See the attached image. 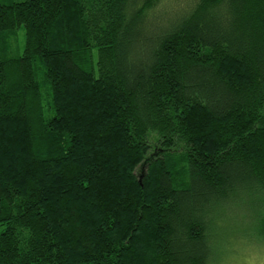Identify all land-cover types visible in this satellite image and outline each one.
<instances>
[{"label":"trees","instance_id":"obj_1","mask_svg":"<svg viewBox=\"0 0 264 264\" xmlns=\"http://www.w3.org/2000/svg\"><path fill=\"white\" fill-rule=\"evenodd\" d=\"M160 1L0 0V264H214L236 206L264 243V0Z\"/></svg>","mask_w":264,"mask_h":264},{"label":"rangeland","instance_id":"obj_2","mask_svg":"<svg viewBox=\"0 0 264 264\" xmlns=\"http://www.w3.org/2000/svg\"><path fill=\"white\" fill-rule=\"evenodd\" d=\"M20 1V0H19ZM196 0H161L159 7L148 14L149 28L158 20L179 16L188 12ZM21 51L24 45V30L18 32ZM257 208L236 206L224 212L220 220L217 255L214 264H264V243L259 236L256 220Z\"/></svg>","mask_w":264,"mask_h":264}]
</instances>
